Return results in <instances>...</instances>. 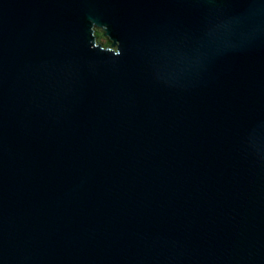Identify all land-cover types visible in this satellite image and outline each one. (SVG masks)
<instances>
[{
  "label": "water",
  "instance_id": "1",
  "mask_svg": "<svg viewBox=\"0 0 264 264\" xmlns=\"http://www.w3.org/2000/svg\"><path fill=\"white\" fill-rule=\"evenodd\" d=\"M0 264H264V0H0Z\"/></svg>",
  "mask_w": 264,
  "mask_h": 264
},
{
  "label": "trees",
  "instance_id": "2",
  "mask_svg": "<svg viewBox=\"0 0 264 264\" xmlns=\"http://www.w3.org/2000/svg\"><path fill=\"white\" fill-rule=\"evenodd\" d=\"M99 36H100V38H101L102 40H105V41H106V39L103 37V35H102V32H101V31H99Z\"/></svg>",
  "mask_w": 264,
  "mask_h": 264
}]
</instances>
